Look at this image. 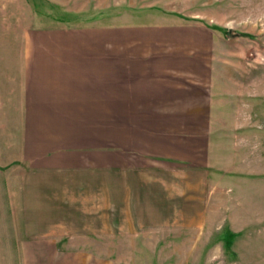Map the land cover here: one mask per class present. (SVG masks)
I'll return each mask as SVG.
<instances>
[{
  "label": "rangeland",
  "instance_id": "rangeland-1",
  "mask_svg": "<svg viewBox=\"0 0 264 264\" xmlns=\"http://www.w3.org/2000/svg\"><path fill=\"white\" fill-rule=\"evenodd\" d=\"M118 15L180 27L176 39L190 49L178 56L210 58L223 92L245 93L236 112L213 114L208 135L200 124L199 163L159 158L153 143L147 152L134 139L114 145L113 118L122 114L53 111L79 102L72 94L88 88L84 74L26 69L33 33L35 58L46 59L56 55L39 49L46 34ZM59 94L71 96L46 99ZM25 152L35 155V171ZM33 171L35 203H22L19 182ZM46 235L58 252L79 256H34ZM0 264H264V0H0Z\"/></svg>",
  "mask_w": 264,
  "mask_h": 264
},
{
  "label": "crops",
  "instance_id": "crops-1",
  "mask_svg": "<svg viewBox=\"0 0 264 264\" xmlns=\"http://www.w3.org/2000/svg\"><path fill=\"white\" fill-rule=\"evenodd\" d=\"M120 16H113L116 22L112 24L99 23L96 20L80 27L59 29L55 34H46L48 41L39 49L46 47L56 54L52 57L46 56L48 57L46 59L35 58L33 33L31 47L33 55L29 59L25 58L23 63L27 70L29 67L35 70L37 66L41 76L52 73L57 75L63 68L67 69L68 73L86 76L88 88L79 94H72L80 98L79 102L71 105V109L67 107L68 103L53 104L55 105L53 111L110 112L114 116L122 114L121 122L113 118L114 145L132 144L131 139H134L137 145H143V150L147 152L144 146H151L153 143L158 147H150L149 152H153L159 158L193 164L194 161H198L194 160L193 152L196 148L193 146L201 145L200 124H206L205 135H208V124L214 122L213 114L221 111L236 112L238 93H242L241 96L245 93L237 88L229 90L225 88L223 92L221 79L217 78V74H213L215 65L210 58L178 56L179 53L185 54L190 49L188 47H191L184 49L182 45L187 42L176 39V34L182 32L177 30L180 27L121 23ZM202 33L206 35L205 32ZM206 48L204 46L203 50ZM199 49L201 50L200 46ZM178 71H186L189 76L196 73L198 78H179L182 76L178 75ZM221 95L228 103L216 104V96ZM70 96L48 95L46 99L50 101L56 97L66 102ZM228 99L231 102L227 101ZM245 107L246 105L242 106ZM185 113L203 114V119L199 120L195 116L194 122L191 118V124H185L183 117H169V114ZM238 127H246V124H239ZM168 130H172L174 135L172 133L170 136ZM180 131L182 134H177ZM139 138L147 143L144 144L145 142ZM187 144L192 145L194 150L185 149V154L176 152L178 145ZM168 145L173 147L165 148ZM145 152L143 154H146ZM188 153L190 155H187ZM24 155L28 167L34 168L35 171V155L32 153L30 156L26 152ZM121 161L125 164L124 168L127 165L131 166L129 156L122 158ZM34 171L19 182L17 192L24 193L22 203H26L27 200L35 203ZM38 189L41 194L44 192L42 182L39 183ZM26 191H30L32 195L25 196ZM55 242L56 238L52 235L37 238L33 255L79 256L78 253L58 252ZM23 255L28 256L29 253Z\"/></svg>",
  "mask_w": 264,
  "mask_h": 264
}]
</instances>
